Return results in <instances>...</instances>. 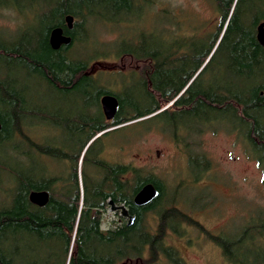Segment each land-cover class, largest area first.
Returning a JSON list of instances; mask_svg holds the SVG:
<instances>
[{
	"label": "trees",
	"instance_id": "16d2710c",
	"mask_svg": "<svg viewBox=\"0 0 264 264\" xmlns=\"http://www.w3.org/2000/svg\"><path fill=\"white\" fill-rule=\"evenodd\" d=\"M206 1L217 17V24L206 35L183 36V20L159 12L151 18L158 30L134 31V43L120 39L123 45L115 47L119 40L106 50L91 44L95 49L93 55L83 58L76 55L80 52L76 46L88 48L92 36L86 28L96 13L83 6L82 1L0 0L1 8L18 15L25 11L37 15L40 29L25 33L22 38L27 39L25 42L21 40L13 46L0 43L3 64L0 66V144L23 135L24 125L37 123L53 128L68 127L74 136H83L75 156L63 148L37 143L25 136L27 147L19 156L28 161L29 171L22 174L2 166L14 180L7 191V200L0 202V264H135L143 259L145 252L152 260L162 256L169 264H183L176 250L165 245L164 237L167 231L176 233L188 219L175 205L163 203L165 195L158 181L140 176L129 165L107 164L103 165L107 177L117 170L121 180L117 189L114 184L108 185V193L99 195V183L92 178L99 168V151L90 158L95 146L97 149L98 138L83 158L92 166L93 173L89 177L84 175L79 187L76 165L81 153L92 138L109 127L101 124L103 116L98 101L102 95H113L119 100L115 125L123 126L118 130L130 129L133 124L165 131L172 128L169 134L174 138L184 137L187 147L198 145L199 135L205 130H224L217 125L226 123L230 128L224 131L236 133L264 174V48L256 40V28L264 22V0ZM131 2L121 0L123 5L118 8L129 9ZM156 3L157 0H134V12L138 13L134 18L142 20L143 15H139L142 9L153 10ZM66 15L73 17L71 30L66 28ZM56 27L62 28L72 43L53 50L49 34ZM109 55L119 61L134 60V65H138L134 81L122 80L124 96L121 91H110L91 72L89 61ZM8 63L27 71L46 93L51 91L56 95L59 99L56 106L51 111L39 106L38 101L27 97V87L22 90L15 82L8 81ZM215 65L219 69L217 75L208 78V70ZM71 99L70 110L61 106L60 101ZM27 119L33 121L27 123ZM57 156L73 161L71 176L55 178L39 167V158ZM187 158L190 169L202 164L206 165L202 174L206 171L208 163L202 155L190 151ZM148 183L159 191L158 197L145 206H135V194ZM32 191H46L47 205L37 208L31 204L28 196ZM108 199L123 205L135 217L131 227L124 221L101 229L104 214L101 203ZM149 215L157 218L154 231L144 222ZM260 229H264L263 223ZM258 236L264 245V234L260 232ZM226 240L229 239L214 238L224 258L231 264H244L238 260L241 239ZM42 255L44 258L40 260ZM251 264H264V254L258 263Z\"/></svg>",
	"mask_w": 264,
	"mask_h": 264
},
{
	"label": "rangeland",
	"instance_id": "374dc122",
	"mask_svg": "<svg viewBox=\"0 0 264 264\" xmlns=\"http://www.w3.org/2000/svg\"><path fill=\"white\" fill-rule=\"evenodd\" d=\"M74 1H82L83 6L96 13L89 20V26L86 28L88 35L92 36L90 38L88 36V48L76 46V51L80 50L76 55L83 58L93 55L95 49L90 47L91 44L96 48L101 47L106 50L111 46L114 47L113 44L120 39L124 41L129 39L134 43V31L153 33L158 30L159 27L155 26L151 18L159 12L163 15H177L182 19L181 34L187 37L206 35L217 24L216 13L206 0H157L156 6L152 7L153 10L148 7L141 8L142 13L139 15H143L142 20L145 19L143 21H138V17L134 18V15H138L134 12L132 4L134 0H130L132 2L129 9L118 8L123 5L121 0ZM117 19H127V21L119 23ZM31 31H40L37 15L27 14V11L18 15L15 11L0 7L1 44L13 46L22 40L25 33ZM22 41L25 42L27 39ZM120 44L124 43L120 40L115 47ZM107 57L89 61L92 74L98 76L113 93L119 91L122 93L123 79L130 75L127 74L129 72L124 71L125 76H123L117 71V67L121 63H128V60L124 58L120 63L114 55ZM13 65L12 63L7 65L6 78L8 81L15 82L22 90L27 87V97L38 101L39 106L51 111L56 106V102H59L58 97L51 91L46 93V89H42L36 78L27 75V71ZM0 66L3 64L0 63ZM218 70L216 65L209 69L208 78L216 76ZM135 75L136 73L134 77ZM132 80L131 77L129 81ZM121 96H124V92ZM72 102V99L60 101L63 103L61 106L67 110H70L69 105ZM75 109L80 110L79 107ZM32 121L27 119V123ZM217 126L218 129L223 128L224 130L230 128L226 123ZM148 127L133 124L130 129L109 133L100 139L97 149L95 146L96 151L90 155V158L94 157L97 150L104 148L103 156L110 162L109 165H114L116 161L129 165L140 176H149L161 184L165 195L163 203L175 205L188 219L180 224L176 233L167 231L164 237L165 245L176 250L183 264H231L224 258L221 248L214 242V238L218 236L229 240L240 238L241 243L237 251L241 254L238 260L244 264H251L252 261L258 263L264 254V245L261 244L263 240L260 242L258 236L260 232L264 234V229H260V223L264 224V174L257 160L252 159L251 153L241 143L236 133H228L224 130L217 132L205 130L199 135L198 145L190 144L187 147L184 137L178 135L174 138L172 134H169L172 128H167L165 131L160 127ZM212 127L217 129L215 126ZM22 133L23 135L19 138L0 144V166L22 174L29 171L28 161L19 156L21 151L27 147L25 136L26 139L37 143L63 148L72 156L77 154L79 144L83 142V136H74L68 127L53 128L37 123L24 125ZM190 151H196V154L199 153L207 161V169L203 174L202 169L206 165L200 164L192 169L188 167L187 153ZM86 154L88 153L84 149L76 165L80 188L83 176L89 177L93 173L92 166L88 161L83 160ZM38 165L40 168L44 167L46 173L55 178L71 176L75 167L73 161L62 160L58 156L56 158L41 157L38 159ZM5 168H0V202L7 200V191L14 180ZM5 186L9 187L2 190ZM116 213L109 209L105 211L101 220L102 230L127 221L123 218V221H120L119 212ZM144 222L151 225L153 231L155 230L156 217L149 215ZM243 233H246L245 236ZM43 258L42 255L40 260ZM135 264L169 263L162 256H157L152 260L145 252L143 259Z\"/></svg>",
	"mask_w": 264,
	"mask_h": 264
},
{
	"label": "water",
	"instance_id": "95a60500",
	"mask_svg": "<svg viewBox=\"0 0 264 264\" xmlns=\"http://www.w3.org/2000/svg\"><path fill=\"white\" fill-rule=\"evenodd\" d=\"M66 28L71 30L73 27V17L66 15L64 18ZM256 40L260 46L264 48V22L258 24L256 28ZM72 43L69 35H64L63 29L60 27L53 28L49 34V45L51 49L58 50L61 47H67ZM92 71V69H91ZM118 102L115 96L106 94L101 98V107L106 120H111L117 111ZM123 125H119L122 127ZM1 130V123H0ZM101 134V133H100ZM100 134L96 135L97 138ZM93 138V139H94ZM159 191L151 184H145L134 196L133 203L135 206H145L156 199ZM29 202L34 206L43 207L48 203L49 195L46 191H32L28 196ZM110 211L119 212V214L127 219V226L131 227L134 223L135 217L130 215L127 208L123 205H116L112 200H108Z\"/></svg>",
	"mask_w": 264,
	"mask_h": 264
},
{
	"label": "flooded vegetation",
	"instance_id": "af4514ba",
	"mask_svg": "<svg viewBox=\"0 0 264 264\" xmlns=\"http://www.w3.org/2000/svg\"><path fill=\"white\" fill-rule=\"evenodd\" d=\"M68 30V29H67ZM64 32V31H63ZM64 35H67L65 32H64ZM120 63L122 62L119 61ZM117 71L120 72V74H122L123 76H125V72H129L127 74L130 75V77H127L125 76V80H130V78L132 77V79L134 80V71L138 69V65H134V60H128V63H125V64H120L118 67H117ZM92 72V71H91ZM106 95V94H105ZM104 95L100 96L99 98V101H98V105H99V110L101 111L102 113V116H103V122L101 124H104V125H108L109 127L107 129H105L97 138L98 139H101V137H103L104 135H106L107 133H111V132H114V131H117L119 128V126H116V115H117V112H118V109H119V106H120V103H119V100L117 99V97H115L117 99V102H118V106H117V111H116V114L115 116L111 119V120H106L104 114H103V111H102V107H101V98L103 97ZM170 105V104H169ZM73 126H75L73 124ZM97 138H92V140H90L88 142V144L86 145V147L84 148L85 149V152L87 151V149L91 146V144H93L94 142L97 141ZM103 149L104 148H101L99 149V154H98V164H99V168H98V171L96 172V176H92V178L94 180L97 181V183H99V195L100 196H104L106 193H108V188L107 186L108 185H112L114 184L115 185V189H117V184H119L120 180H121V176L120 174L117 172V170L115 171L114 175L112 174H109L110 176L107 177V174H106V168L104 167L105 165H107L108 163H110L109 161L105 160L104 159V156H103ZM116 167H118L119 165H121V163L119 162H115L114 163ZM104 165V166H103ZM108 179V181H107ZM110 200V199H108ZM108 200H106L105 203H101V206H102V209L104 210V213L107 209H110V206L108 205ZM49 202V200H48ZM47 205V204H46ZM45 205V206H46ZM100 206V207H101ZM37 208H42V207H38L36 206ZM44 207V206H43ZM101 210V209H100ZM115 214H117L116 212H114ZM104 215V214H103ZM102 215V217H103ZM120 215V214H119ZM123 217L120 215L119 217V220L120 221H123ZM102 219V218H101ZM127 220V219H126ZM118 225V224H117ZM121 225V224H120Z\"/></svg>",
	"mask_w": 264,
	"mask_h": 264
}]
</instances>
